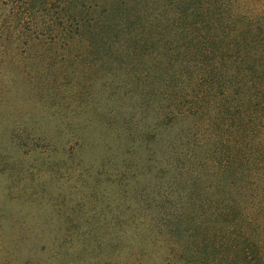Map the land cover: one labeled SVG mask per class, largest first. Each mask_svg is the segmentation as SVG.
Returning <instances> with one entry per match:
<instances>
[{"label":"trees","instance_id":"obj_1","mask_svg":"<svg viewBox=\"0 0 264 264\" xmlns=\"http://www.w3.org/2000/svg\"><path fill=\"white\" fill-rule=\"evenodd\" d=\"M0 19V39L63 55L115 41L144 59L168 51L141 63L162 72L140 85L146 118L203 123L207 140L152 151L161 169L141 174L112 239L127 264H264V0H0Z\"/></svg>","mask_w":264,"mask_h":264},{"label":"rangeland","instance_id":"obj_2","mask_svg":"<svg viewBox=\"0 0 264 264\" xmlns=\"http://www.w3.org/2000/svg\"><path fill=\"white\" fill-rule=\"evenodd\" d=\"M106 46L63 55L0 39V264H127L112 239L127 229L141 174L161 169L152 151L177 136L192 155L207 140L203 123L146 118L140 85L158 82L148 65L170 59L165 47L145 61L132 44Z\"/></svg>","mask_w":264,"mask_h":264}]
</instances>
